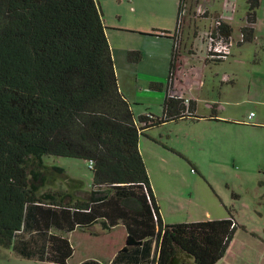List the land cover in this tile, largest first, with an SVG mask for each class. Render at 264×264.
Listing matches in <instances>:
<instances>
[{
	"label": "trees",
	"instance_id": "obj_1",
	"mask_svg": "<svg viewBox=\"0 0 264 264\" xmlns=\"http://www.w3.org/2000/svg\"><path fill=\"white\" fill-rule=\"evenodd\" d=\"M246 3L237 38L208 0H178L173 31L148 34L172 38L167 81L150 86L164 93L161 114L135 115L119 89L98 0H0V246L40 264H66L72 248L58 229L121 222L125 242L108 264H215L238 227L230 209L227 218L163 224L138 139L164 123L202 118L193 100L170 93L184 16L208 20L193 23L190 35L204 60L220 62L254 39L259 0ZM214 20L234 41L222 59L206 56ZM141 58L140 50L126 51L127 62ZM210 112L204 118L217 120ZM44 156L87 161L89 194L71 200L45 186Z\"/></svg>",
	"mask_w": 264,
	"mask_h": 264
},
{
	"label": "rangeland",
	"instance_id": "obj_2",
	"mask_svg": "<svg viewBox=\"0 0 264 264\" xmlns=\"http://www.w3.org/2000/svg\"><path fill=\"white\" fill-rule=\"evenodd\" d=\"M98 2L101 11L103 9L107 13L108 21H116L115 23L124 27L137 21V11L140 8L143 13H150L152 23L159 26H166L170 15L169 0H135L133 3L135 13H131L128 8L133 0H98ZM243 3L246 4V0L242 3L237 1L238 10L234 14L235 18L241 17L246 11L247 7L243 10ZM121 11L124 12V16L117 20L116 15H121ZM176 11L177 6L173 23L176 19ZM258 11L259 7L256 11L257 16ZM262 17H264V8ZM136 27H139L138 21ZM118 29L120 32L107 30L106 34L120 81L119 85L125 93H128L131 87H128L127 80L122 78L124 67L128 65L126 51L142 50L141 42L145 39L132 30ZM238 57L242 60L240 70L245 83L238 86L237 94L223 88L231 82L230 77H222V74L230 69L227 60L210 61V69L204 70L205 85L198 95L202 100L213 99L222 106L218 108L219 126L210 125L209 120L204 118L210 115V110L201 112L203 115H200L202 118L198 121L179 120L164 123L161 127L146 131V136L139 137L140 140L145 141L142 143L141 156L149 166V174H147L159 201L164 223L198 221L207 219L206 215L210 216L214 212L222 216L227 214V209H230L238 227L234 240L231 241L232 253L229 254H254L250 261L242 260V264H264L260 263L258 258L259 254H264V92H261L264 84L260 86L261 91L255 90L254 85L258 84L257 81L260 80L258 77L264 78V36L237 45ZM136 65L134 64L133 67ZM147 65L150 66L149 62L143 61V67ZM201 66L202 64H199V68ZM138 71L136 69L134 72L137 76ZM156 72V70L152 71V73ZM248 80L253 82L250 94L247 95L249 102L233 105L234 99L241 100L246 96ZM132 87L131 94L146 90L145 86L136 83ZM151 111L155 115L161 114L157 104L152 106ZM250 111L257 114L253 121L260 122L261 127L251 129L238 122L237 126L230 123L231 119L235 118L237 121L246 120ZM42 160L50 167L45 186L51 190L70 194L71 200L83 199L89 194L92 189V176L87 161L58 156H44ZM56 168L61 171L58 172ZM45 186L42 189H45ZM119 230L115 231V238L118 239ZM87 234L76 237L77 241L75 237L72 238L76 255L78 252L81 253L78 244L87 248V254H106L107 251L102 248L103 246L106 248L105 243L101 245L94 243L103 238L90 239ZM115 238L109 241L107 250L112 251L116 247ZM228 260L229 264H237V258ZM0 264L40 263L21 259L14 255L11 249L0 246Z\"/></svg>",
	"mask_w": 264,
	"mask_h": 264
},
{
	"label": "crops",
	"instance_id": "obj_3",
	"mask_svg": "<svg viewBox=\"0 0 264 264\" xmlns=\"http://www.w3.org/2000/svg\"><path fill=\"white\" fill-rule=\"evenodd\" d=\"M117 1H121V0H117ZM208 1L212 5V8H211L212 11L216 13V15H221L224 21L226 22V24L228 25L229 30H231V32L235 36H237V38H240V28L244 25L243 18L245 16L246 11L239 18H235L234 14L238 10L237 1L242 3L244 0H208ZM133 3H135V0H133V2L128 7L131 13H135V10H136L133 6ZM176 6H178V0H169V9H170L169 14L170 15H169L168 23L166 26H159L157 24L152 23L153 20L150 18V13L148 14L143 13L141 8L138 9L137 11V21H138L139 27H136L137 21L132 22L130 25H126V27L115 23L116 21H110V20L108 21L107 16H106L107 13H105L103 9L101 11L104 25L109 26L106 29V31L110 30V31L120 32L119 31L120 29L118 28L128 29V30L137 32L142 39H145L143 40V42H141L143 43L142 50L139 49L142 52V58L137 63L136 67H133L135 63L133 64L131 62H128V65L124 67L125 71L123 72L122 78L127 80L128 87H131V89L128 91V93H125L123 89L121 88V86L119 85L120 91L125 95L127 100L129 102L135 103L132 105V110L135 115L144 113L145 111H150L152 113L151 108L154 104H157L160 107V112H161V103L164 98V93L163 91H160V90L151 89L150 86H151V83L164 84L167 81V75H168L167 73H168L169 62H170V57H171L172 38L170 39L167 37H151L148 34L149 33L155 34V32L161 31V30H165V31L172 30L173 31L172 28H174V25H175V21L173 23V18H174V12H175ZM246 7H247V3L246 4L243 3V10ZM258 7H259L258 16L256 14L255 22L252 25L254 39L264 36V30H262L264 29V17H262V9L264 8V0H259ZM116 16H117V20H120V18L122 19V17L124 16V12L121 11V15L117 14ZM193 19L189 14L184 16V24L182 25L183 34H182V38L180 42L181 46L179 47V52H178L180 55L179 60L181 59L183 60L181 62L179 61L178 63L176 62L175 64L174 76L171 81L170 93L178 97L190 98L191 100H193L194 107H195L194 112L198 115H203V113L207 110L215 111L217 120H209V124L218 125V123L220 122V120L218 119V112L220 110L218 108L222 106L219 105V102H214L213 99H211L210 101H206V99L202 100L199 98V95H198V93L201 91V88L205 85L204 79H203L204 70L210 69L211 64H209V61H206L203 58V54H204L203 48L204 47L203 45L201 46L200 40L194 39L190 35V32L193 30V23H195L196 25L202 26L203 24H207L208 20L206 18L200 19V20L195 19L196 22H194ZM180 51L182 52L180 53ZM226 60L228 61L227 65L230 69H227L225 71L226 73L222 74V77H225V76L230 77L231 82L228 84L225 83L226 85L223 88H226L229 92H235L237 94L238 86H242L245 83L244 77L241 74V70H240L242 60L240 59V57L237 58V45L234 47L231 56L228 57ZM143 61H148L150 66L147 65V67L144 68ZM199 64H202L200 68H199ZM136 69L139 70L138 76L136 73L134 74ZM153 70L154 71L156 70L157 72L152 73ZM144 71L145 73H143ZM115 72L117 75L116 70ZM141 73H143V75H141ZM185 75L187 77L184 78ZM139 78H142V80H139ZM186 78L188 79L186 80ZM117 79H118V76H117ZM258 79H260L257 81L258 84H254L256 86L255 90L261 91L262 89L260 86L261 84H264V78L258 77ZM212 82L215 83V81H212ZM134 83L139 84V86H145L146 90H141L140 92H138V94H131L132 88H133L132 85H134ZM118 84H120V81H118ZM252 85H253V82L251 80H248L247 88H246V96L241 100L234 99L233 105H238L241 103L249 102V99H247V95L250 94ZM238 92H240V90ZM261 92H264V89ZM211 103H216V106L211 107L210 105ZM233 115L235 116V109H233ZM256 116L257 114L253 113V116L251 117V119L237 121V118H235V119H231L230 123H233L235 126H237V122H238L240 125L250 127L251 129H256L258 127H261L260 122L253 121ZM144 142H145L144 140L138 139V149H139L140 155L142 152L141 151L142 143ZM143 162H144L146 171L149 174V166L147 165L144 158H143ZM149 183H150V179H149ZM152 192H153V189H152ZM155 200H156L159 215L162 221L161 208H160V204L156 196H155ZM206 216H207V219H202V220L227 218L228 213L222 216H218L214 212L212 215L210 216L206 215ZM60 222L61 224H65L67 226V222L62 221V220ZM162 223L170 224V223H164L163 221ZM93 229H95L96 231H92ZM117 229H120L117 234L118 236L120 235L119 236V239L121 237L120 240L118 238H115V233H116L115 231ZM56 233L59 234L60 237L66 238L72 248L71 254L68 257L66 264H81L85 260H96V261L101 262L102 264H108L112 260L115 253L122 247V245L125 242V237H126V229L121 222H118L115 226L108 228V229H104L100 224L97 223L92 226H89L86 229H83L81 227L80 228L73 227V229H68V230L58 229ZM86 233H88L87 235L90 237V239L92 237L103 238L99 242H94V241L92 242L96 244H100V245L101 243H105L106 248L105 246H103L102 248L104 251L105 250L107 251L106 254H87L88 253L87 248L82 244H78L77 245L79 246L78 250L79 251L81 250V253L78 252V254L76 255V252H75L76 250L74 247V243L72 242L73 241L72 238L75 237L76 239V237H79V235L85 236ZM114 238L115 240L117 239L116 247H114L112 251L111 250L109 251V249L107 250V245L109 244V241H113ZM232 240H234V238ZM231 247H232V244L230 242L228 248L225 251V254L219 260H217L215 264H229L228 259H231V258H237V264H242L241 262L242 260L248 262L254 256V254H229V253H232ZM258 258L260 259V263H264V254H259ZM72 259L74 260L72 261ZM189 261L191 262L190 259Z\"/></svg>",
	"mask_w": 264,
	"mask_h": 264
},
{
	"label": "built area",
	"instance_id": "obj_4",
	"mask_svg": "<svg viewBox=\"0 0 264 264\" xmlns=\"http://www.w3.org/2000/svg\"><path fill=\"white\" fill-rule=\"evenodd\" d=\"M198 12L201 8L198 7ZM204 11V10H202ZM220 21L214 20L213 28L206 34L207 54L210 59H222L231 52L234 41L229 34H226L219 29ZM177 42V41H176ZM176 44V43H175ZM252 116L250 113L249 117Z\"/></svg>",
	"mask_w": 264,
	"mask_h": 264
}]
</instances>
